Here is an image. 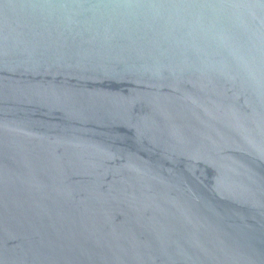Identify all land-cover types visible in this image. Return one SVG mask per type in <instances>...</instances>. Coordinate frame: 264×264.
<instances>
[{"label":"water","instance_id":"obj_1","mask_svg":"<svg viewBox=\"0 0 264 264\" xmlns=\"http://www.w3.org/2000/svg\"><path fill=\"white\" fill-rule=\"evenodd\" d=\"M0 264H264V0H0Z\"/></svg>","mask_w":264,"mask_h":264}]
</instances>
